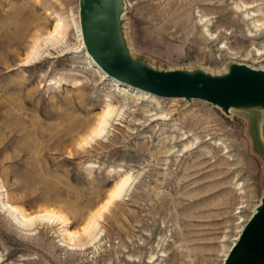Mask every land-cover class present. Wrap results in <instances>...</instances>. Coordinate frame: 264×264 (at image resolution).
I'll use <instances>...</instances> for the list:
<instances>
[{"label":"rangeland","instance_id":"1","mask_svg":"<svg viewBox=\"0 0 264 264\" xmlns=\"http://www.w3.org/2000/svg\"><path fill=\"white\" fill-rule=\"evenodd\" d=\"M126 2L127 49L153 68L264 66V0ZM79 30V0H0V201L32 219L0 204V264H222L264 195V107L139 94L99 73ZM50 209L70 222L36 216Z\"/></svg>","mask_w":264,"mask_h":264},{"label":"water","instance_id":"2","mask_svg":"<svg viewBox=\"0 0 264 264\" xmlns=\"http://www.w3.org/2000/svg\"><path fill=\"white\" fill-rule=\"evenodd\" d=\"M125 0H79L80 29L94 61L110 76L159 97L201 99L221 107H264V71L235 63L228 73L160 70L134 59L123 33ZM223 264H264V195Z\"/></svg>","mask_w":264,"mask_h":264},{"label":"bare ground","instance_id":"3","mask_svg":"<svg viewBox=\"0 0 264 264\" xmlns=\"http://www.w3.org/2000/svg\"><path fill=\"white\" fill-rule=\"evenodd\" d=\"M128 8V5H127V2H126V0H125V9H124V12H125V10ZM123 16H124V14H123ZM79 25H80V19H79ZM61 27H62V23L61 22H58L55 26H54V29L52 30V31H50L49 32V40H51L52 38H57L58 36H61ZM212 35V34H211ZM78 38H79V41H80V43H81V45L82 46H84V52H85V55H86V57L90 60V62L94 65V66H96L97 68H99V73L104 77V78H106V79H109V80H111L112 82H114V83H118V84H121V85H125V86H127L128 88H130V89H132V90H134V91H136L137 93H139V94H144V95H147L148 97H150V98H153V97H159V96H156V95H154V94H151V93H149V92H146V91H144V90H142V89H139V88H135V87H132L131 85H129V84H126V83H124V82H121V81H119L118 79H116V78H114V77H112V76H110L109 74H107L95 61H94V59L89 55V53L87 52V50H86V47H85V45H84V42H83V38H82V33H81V29L78 31ZM207 38V40H209V41H211V42H213V41H215V40H217L218 39V36H216V37H213L212 36V38H209V37H206ZM221 50V48H218L217 49V51H220ZM36 54H38V52L37 51H33V53L32 54H30V56H28L27 57V61L26 62H29V61H31L33 58H34V56L36 55ZM238 64H242V65H246V66H248V67H250V68H252V69H255V70H262V71H264V66H260V67H254V66H251V65H248V64H244V63H238ZM208 73V72H207ZM210 74H212V73H210ZM213 75V74H212ZM136 93V94H137ZM176 99V98H175ZM232 111V108H230V110H229V113ZM115 112V111H114ZM113 114V110L110 108V107H108L107 108V110L105 111V113H104V116L102 117V119H101V121H100V123L98 124V127H96V129L95 130H93V132H92V134L93 135H101L104 131H105V129H106V125L108 124L107 123V119L111 116ZM127 184H128V180L127 179H124L120 184H119V186L118 187H116L112 192H111V194H110V196H109V198L107 199V201L105 202V204H103V206L101 207V209H105V208H107V206L112 202V200L114 199V198H117V197H119V196H121L122 195V193H123V191H124V189L126 188V186H127ZM1 188H3L2 186H1ZM0 204L2 205V207H3V209H6V210H8L10 213H11V215L15 218V220L20 224V225H22V226H26V225H28L30 222H31V220L32 219H30L29 218V216L27 215V213L23 210V209H18L16 206H14V205H12V204H10V203H8L6 200H1L0 201ZM260 204H261V201H260V203L255 207V209L253 210V212H252V214L256 211V209L260 206ZM100 209V210H101ZM100 210H98V212L96 213V214H98V216H100L101 217V213H100ZM38 215H36L37 217H39V218H41V219H48V220H52V219H58V218H62L63 219V221L64 222H70V220H69V218H66L64 215H62V214H59L58 212H56V211H54L53 209L51 210H44L43 211V213L42 212H39V213H37ZM252 214H251V216H252ZM250 216V217H251ZM250 219V218H249ZM248 219V220H249ZM247 221V220H246ZM248 222V221H247ZM246 222V223H247ZM245 223V224H246ZM98 223H97V221H95L94 219L93 220H90L84 227H83V232H88L92 227H94L95 225H97ZM245 224H244V226H245ZM243 226V227H244ZM243 227H242V229H243ZM242 229H241V231H242ZM64 231H65V235L66 236H69V239H70V241H74L76 238H77V236H79L78 235V232H72L69 228H64ZM241 231H240V233H241ZM240 233H239V235L236 237V238H234V242L231 244V246L228 248V251H227V254L225 255V257L223 258V262H222V264L224 263V260H225V258L228 256V253L230 252V250H231V248H232V246L236 243V241L238 240V238H239V236H240ZM75 244V243H74ZM76 245V244H75Z\"/></svg>","mask_w":264,"mask_h":264}]
</instances>
